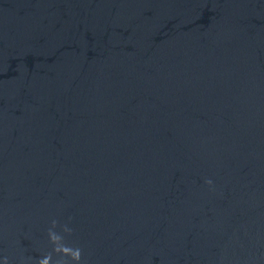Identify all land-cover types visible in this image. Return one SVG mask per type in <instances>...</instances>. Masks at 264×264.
I'll use <instances>...</instances> for the list:
<instances>
[{
	"label": "water",
	"instance_id": "95a60500",
	"mask_svg": "<svg viewBox=\"0 0 264 264\" xmlns=\"http://www.w3.org/2000/svg\"><path fill=\"white\" fill-rule=\"evenodd\" d=\"M49 230L264 264V0H0V264H76Z\"/></svg>",
	"mask_w": 264,
	"mask_h": 264
},
{
	"label": "clouds",
	"instance_id": "9594fccd",
	"mask_svg": "<svg viewBox=\"0 0 264 264\" xmlns=\"http://www.w3.org/2000/svg\"><path fill=\"white\" fill-rule=\"evenodd\" d=\"M208 183H211V181H208ZM56 221H53V225L55 226ZM66 231H69L71 233V229H65ZM48 237L50 243L54 246L53 252L54 253H62L63 255H70L73 260L76 261V264H80L81 260V250L79 247L73 248L71 246L65 245L63 248H59L56 246V241L61 239V237L55 235L51 232V230L48 231ZM52 258V253H48L44 259H38L37 264H49V261ZM5 264H7V258H5Z\"/></svg>",
	"mask_w": 264,
	"mask_h": 264
}]
</instances>
